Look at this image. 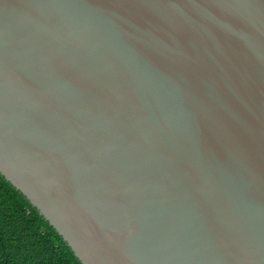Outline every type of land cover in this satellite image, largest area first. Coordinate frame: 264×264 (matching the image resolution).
I'll list each match as a JSON object with an SVG mask.
<instances>
[{"label": "water", "instance_id": "1", "mask_svg": "<svg viewBox=\"0 0 264 264\" xmlns=\"http://www.w3.org/2000/svg\"><path fill=\"white\" fill-rule=\"evenodd\" d=\"M0 175L82 264H264V0H0Z\"/></svg>", "mask_w": 264, "mask_h": 264}, {"label": "trees", "instance_id": "2", "mask_svg": "<svg viewBox=\"0 0 264 264\" xmlns=\"http://www.w3.org/2000/svg\"><path fill=\"white\" fill-rule=\"evenodd\" d=\"M0 264H82L55 229L1 175Z\"/></svg>", "mask_w": 264, "mask_h": 264}]
</instances>
